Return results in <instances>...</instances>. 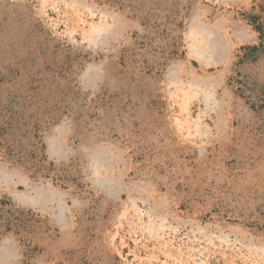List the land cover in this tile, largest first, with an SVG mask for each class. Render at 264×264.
<instances>
[{"label":"rangeland","instance_id":"374dc122","mask_svg":"<svg viewBox=\"0 0 264 264\" xmlns=\"http://www.w3.org/2000/svg\"><path fill=\"white\" fill-rule=\"evenodd\" d=\"M0 264H264V0H0Z\"/></svg>","mask_w":264,"mask_h":264}]
</instances>
